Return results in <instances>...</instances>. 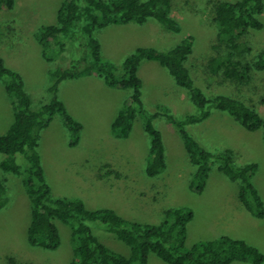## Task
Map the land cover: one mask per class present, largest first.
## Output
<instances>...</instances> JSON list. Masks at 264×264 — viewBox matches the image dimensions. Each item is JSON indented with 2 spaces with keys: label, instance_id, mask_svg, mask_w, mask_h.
I'll return each instance as SVG.
<instances>
[{
  "label": "rangeland",
  "instance_id": "obj_1",
  "mask_svg": "<svg viewBox=\"0 0 264 264\" xmlns=\"http://www.w3.org/2000/svg\"><path fill=\"white\" fill-rule=\"evenodd\" d=\"M61 1L17 0L11 9L0 8V56L7 66L22 75L32 109L51 101L52 70L69 67L87 53L82 38L66 39L64 51L49 61L35 39L34 34L41 24L57 22L56 12ZM217 1L171 0V16L180 25L178 32L154 18L143 24H110L96 29L101 57L115 65L114 74L119 76L123 72L124 59L136 48L151 46L169 50L184 37L193 36V51L187 66L195 85L207 96L219 93L245 100L264 114V107L259 102L264 94V70L253 71L250 81L240 85L224 81L220 75H213L207 69L208 59L225 50L213 19ZM259 19L264 25V10ZM241 40L250 46V51L243 54L244 59L252 60L264 46V26L260 30L249 29ZM54 53L53 46L49 47L47 55L53 56ZM138 74L142 79L145 112L166 110L179 118L199 113L186 89L177 85L168 69L159 62L143 60ZM130 92V89L107 85L97 73L92 77L81 74L61 81L58 98L59 95L63 97L60 100L67 112L82 124V128L77 143L71 145L75 135L64 124L61 113H56L41 132L38 150L52 195L79 198L88 208H112L125 218L151 223L162 220L163 211L169 207H187L194 216L187 225L186 247L226 234L247 241L264 254V218L254 217L241 206L238 200L240 182L231 180L219 170V161L213 160L203 191H192L189 178L194 168L187 159L178 130L164 116L155 118L153 124L162 134L166 166L155 176L145 173L150 138L144 130L142 114H136L127 137L118 138L111 131V124ZM11 104L0 82V134L11 123ZM186 129L201 146L212 152L231 149L237 165L255 162L257 169L251 181L264 202L261 129L249 131L230 114L216 108L211 109L206 119L188 124ZM2 157L0 155V159ZM14 157L22 174L0 168L9 199L0 209V264H10V256L32 264H70L74 258V243L69 224L58 219L54 221L60 234V244L55 249L28 243L31 203L22 179L29 163L23 153H16ZM89 223L102 242L117 252L129 253L127 244L107 232L104 224L99 221ZM149 264L168 263L151 253ZM229 264L254 263L235 260ZM258 264H264V260Z\"/></svg>",
  "mask_w": 264,
  "mask_h": 264
},
{
  "label": "trees",
  "instance_id": "obj_2",
  "mask_svg": "<svg viewBox=\"0 0 264 264\" xmlns=\"http://www.w3.org/2000/svg\"><path fill=\"white\" fill-rule=\"evenodd\" d=\"M17 0H0V8H13ZM264 10L263 0H218L215 4L214 21L217 36L225 48L207 61V69L213 75H220L224 81L246 84L253 71L264 70V46L252 60H245L243 54L250 51L241 37L249 30H260L263 23L259 15ZM154 18L172 31L178 32L180 25L171 16V0H62L57 12L56 23L41 24L34 36L43 47L47 60H53L63 52L66 39L82 38L87 53L77 63L66 68H55L49 90L53 93L50 102L37 109L31 108V97L25 88L22 75L7 66L0 56V82L12 99L13 122L0 134V168L5 172L22 174L14 155L23 153L28 166L23 173V185L31 203V218L27 228V240L32 246L55 249L60 244V234L55 220L69 224L74 243V258L70 264H149V254L154 253L168 264H229L235 260L258 264L264 254L243 239L222 234L216 238L198 241L185 246L187 225L194 213L187 207H169L163 211L159 222H143L130 219L112 208H88L79 198H64L52 195V189L45 178L38 146L41 132L61 113L64 124L73 131L75 145L82 124L75 120L58 98L62 80L76 78L81 74L97 73L112 87L130 89L123 106L116 114L111 131L118 138L129 135L136 114L143 116V127L149 135V154L145 167L148 176L161 173L165 166V147L161 132L153 120L164 116L178 130L185 147L187 159L194 170L189 178L192 191L202 192L213 160L219 161L218 168L231 180L239 181L238 200L256 218H264V202L258 189L251 181L257 169L255 162L237 165L233 151L224 149L218 153L204 148L188 132V124L206 119L212 108L227 112L249 131L262 130L264 140V114L245 100L226 94L207 96L195 85L187 60L193 51V36L184 37L169 50L155 47H138L122 63V74H114L115 65L101 57V45L95 30L110 24L136 22L143 24ZM55 55L48 56L52 47ZM218 48V45L216 46ZM155 60L168 69L175 83L186 89L189 99L199 108L198 114L176 117L166 110L145 112L142 101V79L138 69L143 60ZM80 64L82 65L80 67ZM264 107V94L260 96ZM264 113V111H263ZM5 180L0 177V209L8 203ZM99 221L107 232L115 235L129 247V253L115 251L102 242L93 232L89 222ZM10 264H32L8 257Z\"/></svg>",
  "mask_w": 264,
  "mask_h": 264
},
{
  "label": "crops",
  "instance_id": "obj_3",
  "mask_svg": "<svg viewBox=\"0 0 264 264\" xmlns=\"http://www.w3.org/2000/svg\"><path fill=\"white\" fill-rule=\"evenodd\" d=\"M100 45H101V44H100ZM88 75H90V76L92 77V75H95V73H93V74H88ZM103 80H104V79H103ZM1 84H2V83H1ZM2 86H3V88H4V85H3V84H2ZM59 86H60V85H59ZM4 90H5V88H4ZM5 92H6V91H5ZM6 94H7V93H6ZM7 96H8V95H7ZM8 97H9V96H8ZM59 97H60V99H63V97H61V95H59ZM9 99H10V104H11L12 99H11L10 97H9ZM10 110H11V119H12V120H11V123H12V122H13V119H14V117H13V107H12V104H11V109H10ZM11 123L9 124V126L11 125ZM9 126H8V127H9ZM8 127H7V129H8ZM7 129H6V130H7ZM6 130H5V131H6Z\"/></svg>",
  "mask_w": 264,
  "mask_h": 264
}]
</instances>
